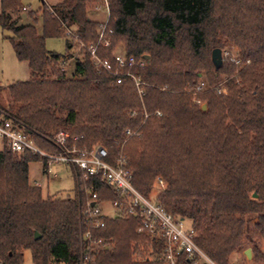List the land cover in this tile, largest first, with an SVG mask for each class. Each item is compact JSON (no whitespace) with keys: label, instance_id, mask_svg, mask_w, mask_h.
<instances>
[{"label":"trees","instance_id":"16d2710c","mask_svg":"<svg viewBox=\"0 0 264 264\" xmlns=\"http://www.w3.org/2000/svg\"><path fill=\"white\" fill-rule=\"evenodd\" d=\"M40 1L27 14L33 24L21 25L23 0H0V29L11 34L15 58L30 74L0 85V114L22 125L42 150L54 152L52 137L63 131L78 137L80 148H104L111 161L124 157L132 185L145 197L161 177L156 201L190 222L197 246L216 264H230L247 247L252 262H264V0H109V46L96 52L111 60L122 41L125 55L149 57L143 69L130 70L144 83L141 98L131 81L117 85L97 70L84 47L70 53L68 31L84 46L97 43L99 23L89 19L87 6L98 0ZM57 38L65 40L63 55L45 48L46 39ZM231 48L241 64L225 60L215 69L212 51ZM71 60L67 77L59 65ZM201 72L212 90L193 95ZM222 74L226 96L216 94ZM2 145L0 264H24L26 251L32 264H80L89 194L101 202L118 196L74 172L73 198L43 197L29 179L40 157ZM103 222L91 234L106 247L90 253L87 264H163L132 260L140 243H150L154 256L162 248L137 233V217Z\"/></svg>","mask_w":264,"mask_h":264},{"label":"built area","instance_id":"2783aa9c","mask_svg":"<svg viewBox=\"0 0 264 264\" xmlns=\"http://www.w3.org/2000/svg\"><path fill=\"white\" fill-rule=\"evenodd\" d=\"M98 3L101 4L104 11L105 20L98 26L97 43L84 46L79 42L80 47H84L89 53L97 70L112 75L117 85L122 84L126 79L131 81L141 98L144 83L130 70L132 68L143 69L144 58L137 60L133 56L125 55L123 51L115 52L111 60L102 59L97 55L98 45L109 46L104 34L110 17L109 0H98ZM22 10L26 12L27 9L23 6ZM65 36L71 38L72 35L68 31ZM74 40L77 41V39ZM221 55L222 61L228 60L236 66L241 64L239 59L231 57L227 51H223ZM69 62H62L59 65L60 71L66 73ZM209 90H212V87L209 86L205 78L200 76L198 83L189 91L193 95H197ZM216 94L226 96L227 86L222 82L219 83L216 87ZM157 114L159 115V113ZM126 134L133 135L129 131ZM78 139V137L71 138L68 133L59 131L53 135L51 140L56 150L54 152L45 151L39 148L32 135L22 125L12 118L0 114V142L5 144L12 153L18 154L27 151L40 157L39 164L43 176L51 175L53 166L62 165L69 168L72 175L74 172H78L83 181L90 178L98 179L118 196L115 201L101 202L96 192L89 194L87 206L83 211L87 227L81 233L84 252L81 255L80 264H87L90 260V253L106 247L103 240L93 238L91 234L92 229L104 227L103 220L107 218L101 213V207L104 206L115 209V217H137L139 219L137 233L145 234L151 240L161 241V252L155 255L159 262L163 264H216L197 246V235L191 224L186 227L185 219L166 212L156 200L145 197L134 188L132 173L126 167L124 157L119 156L111 161L104 148H80L77 146ZM157 180L162 186V181ZM32 186L40 188L41 183L34 181ZM230 264L239 263L231 262Z\"/></svg>","mask_w":264,"mask_h":264},{"label":"rangeland","instance_id":"374dc122","mask_svg":"<svg viewBox=\"0 0 264 264\" xmlns=\"http://www.w3.org/2000/svg\"><path fill=\"white\" fill-rule=\"evenodd\" d=\"M46 2V5H53L55 4L56 0H44ZM23 6L26 7V12L22 10V14L20 16L21 25H30L33 24L32 21L28 17V13H36L40 6H41V1L40 0H23ZM87 15L90 20L95 21L97 23H103L105 20V14L104 11L101 7V4L96 3V4H91L87 6ZM38 34L41 33V23L38 22L35 25ZM11 34L9 32L3 31L0 29V85L1 86H6L10 83L13 82H19V81H26L29 79V70L27 67V64L25 62H19L15 58V54L12 48V45L9 41V38H11ZM70 41L73 42L74 48L70 53L77 54L79 51L80 43L75 42L72 38H70ZM45 48L49 52H54L60 55H63L66 53V45H65V40L61 38L57 39H46L45 41ZM124 43L122 41H118L114 48L113 52H121L124 50ZM223 51L229 52L231 57H236L239 59L241 62L242 60L238 56L237 52L235 49H225ZM221 51V53L223 52ZM227 61V60H226ZM247 63V62H246ZM74 61L71 60L67 64V70H66V76H70L71 73L73 72L74 68ZM248 64V63H247ZM201 77L205 78L208 81V76L205 72H201ZM219 83L225 84L227 81V78L225 75H221L219 78ZM6 99V96L4 97V101ZM2 143L0 142V150L2 149ZM29 179L30 183L34 181H38L41 183V187L38 189H41L42 191V196H58L60 198H73L74 196V189H75V180L72 177L71 171L69 168L62 166V165H55L52 168V174L51 175H42L41 173V165L39 163H33L30 165L29 168ZM162 181V186L158 182V180ZM164 187V181L161 177H157L154 180L153 183V189L152 191L148 194V198L151 200H156L158 196V190L163 189ZM101 213L107 218H113L115 217V209L112 207H101ZM186 227L190 225V222L188 220L185 221ZM246 249H250L249 247L245 248L242 252H240L237 256L233 257L231 262H238L239 264H256L252 262L253 260V254L251 252V259H246L244 256V251ZM251 251V250H250ZM262 251L264 252V246H262ZM24 264H32L31 261V255L29 251H26L24 254ZM155 256L152 255V251L150 249V243H140L137 245V249L135 253L132 255V260L137 261V262H145V261H153L155 260ZM257 264H264L262 263H257Z\"/></svg>","mask_w":264,"mask_h":264},{"label":"water","instance_id":"95a60500","mask_svg":"<svg viewBox=\"0 0 264 264\" xmlns=\"http://www.w3.org/2000/svg\"><path fill=\"white\" fill-rule=\"evenodd\" d=\"M221 54H222L221 50H219V49H214L212 51V53H211V61L214 64L215 69H218L221 66V64H222V55ZM143 58L145 60L149 59L148 56H144ZM201 109L205 110V106H202ZM252 198H256V194H253ZM38 238H39V235L36 232H34V239H38ZM244 256L246 257V259H251V251H250V249H246L244 251Z\"/></svg>","mask_w":264,"mask_h":264}]
</instances>
